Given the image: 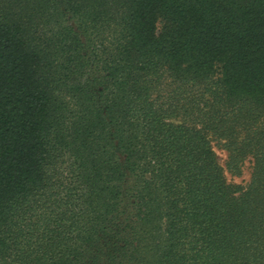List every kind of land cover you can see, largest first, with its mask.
I'll return each instance as SVG.
<instances>
[{"label":"trees","instance_id":"1","mask_svg":"<svg viewBox=\"0 0 264 264\" xmlns=\"http://www.w3.org/2000/svg\"><path fill=\"white\" fill-rule=\"evenodd\" d=\"M0 264H264V0H0Z\"/></svg>","mask_w":264,"mask_h":264},{"label":"rangeland","instance_id":"2","mask_svg":"<svg viewBox=\"0 0 264 264\" xmlns=\"http://www.w3.org/2000/svg\"><path fill=\"white\" fill-rule=\"evenodd\" d=\"M214 152L217 156L219 164L224 168V174L228 183L234 186H246L249 181L250 171H251V163L250 160H245L241 170L238 174L230 173L225 169V162H226V152L221 149L219 145L215 142L212 143Z\"/></svg>","mask_w":264,"mask_h":264}]
</instances>
